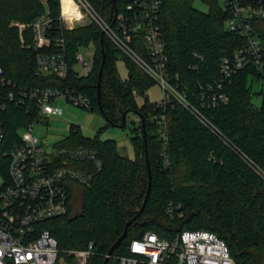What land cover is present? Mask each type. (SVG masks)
<instances>
[{"label": "trees", "instance_id": "trees-1", "mask_svg": "<svg viewBox=\"0 0 264 264\" xmlns=\"http://www.w3.org/2000/svg\"><path fill=\"white\" fill-rule=\"evenodd\" d=\"M89 1L113 24L118 14L127 13L132 0ZM204 1L208 12L196 9L194 0H162L159 10L170 74L180 77L178 88L186 94L192 111L176 101L162 107L147 98L139 106L133 91L144 95L154 81L105 35L102 40L103 31L97 24L62 28L60 0H0V66L8 78L31 88L75 89L90 98L88 110L100 111L107 126L125 127L124 114L136 110L145 121L146 138L142 120L132 129L135 159L123 156L116 141L85 137L74 124L69 136L58 143L69 150L94 148L102 164L101 169H93L92 183L80 189L82 201L77 213L69 204L66 215L37 224V230L50 231L60 258L67 264H77L70 251L85 250L91 242L95 252L87 264H105L129 222L127 237L107 264L133 256L131 241L147 232L172 238L185 230L215 233L226 242L236 264H264V180L254 170L258 166L264 171V95L260 106L252 103L253 83L260 81L261 74L251 66L230 76L223 72L224 59L232 58L247 41L228 29L230 12L226 6L221 7L218 0ZM71 10V0H64L63 14L70 25ZM43 16L52 20L54 38L64 42L70 68L65 80L36 76L37 52L21 42L16 25ZM253 26L264 50V19ZM25 38L32 44L30 32ZM89 46L94 48L93 67L84 77L76 70L77 54ZM135 48L144 54L141 46ZM119 57L125 60L126 78L119 75ZM0 92L6 94L7 90ZM0 120L7 131L0 145V173L6 175L8 162L3 155L19 142V129L36 118L24 108L10 105L0 110ZM145 144L149 163L140 155ZM148 165L152 184L141 212L149 189ZM73 196L71 193L69 200Z\"/></svg>", "mask_w": 264, "mask_h": 264}, {"label": "built area", "instance_id": "built-area-1", "mask_svg": "<svg viewBox=\"0 0 264 264\" xmlns=\"http://www.w3.org/2000/svg\"><path fill=\"white\" fill-rule=\"evenodd\" d=\"M62 28L72 30L76 24L87 26L95 23L116 48L132 60L154 82L165 91L160 105L165 107L176 101L192 110L186 94L181 91L178 75L172 77L169 58L161 36L159 10L162 0H132L127 13L118 14L113 24L103 18L89 0H71L72 7L79 11L71 23L63 14ZM230 12L228 29L246 39L243 48L236 50L232 58L223 61V72L230 76L248 66L261 74L264 86V50L253 23L264 19V0H226ZM88 23H84L85 21ZM52 20L46 16L32 23H18L20 38L25 48L37 52L36 76H56L65 80L70 68L64 55V42L52 35ZM76 26V27H75ZM30 32L32 44H27L25 34ZM135 46H141L144 54ZM80 48L77 54L76 70L81 76H88L93 67L94 53L89 64ZM0 110L8 106L24 108L36 120L19 129L20 140L3 157L8 162V171L0 173V264H67L60 258L56 239L47 229L37 230V224L66 215L69 211L71 193L92 183L93 169H101L98 151L94 148H59L48 151L41 139L33 134L36 123L49 116H61L60 102L75 107L90 109L88 96L69 87H26L8 78L0 66ZM137 98L147 95L137 90ZM193 111V110H192ZM164 144L167 143L165 117L160 120ZM25 130L28 139H23ZM7 131L0 120V145L6 140ZM5 161V160H4ZM79 165V167L75 166ZM254 170L264 180V171L256 166ZM73 196V198H74ZM180 208V206H179ZM183 214L180 213V217ZM94 243L79 251H70L77 264H87L94 254ZM133 256L119 259L118 264H236L224 240L206 230H185L172 238H162L155 232H147L142 238L130 243Z\"/></svg>", "mask_w": 264, "mask_h": 264}, {"label": "rangeland", "instance_id": "rangeland-1", "mask_svg": "<svg viewBox=\"0 0 264 264\" xmlns=\"http://www.w3.org/2000/svg\"><path fill=\"white\" fill-rule=\"evenodd\" d=\"M218 2L221 7H225L226 0H218ZM194 7L203 12L209 11V6L204 0H194ZM84 23H88V21L86 20ZM76 26H81V23L76 24ZM82 53L86 61L90 64L94 48L92 46L84 48ZM116 66L119 75L122 78H126L128 75V69L125 60L122 57L118 58ZM146 95L151 103H160L165 98V91L158 83L154 82L147 90ZM263 95L264 86L262 82L255 81L252 89V103L255 106H260L263 100ZM147 99L145 96L137 98L138 105L142 106ZM60 107L63 109V114L61 116H49L47 119H43L42 122L36 123L33 128V134L43 141L48 151L60 148L58 143L69 136L70 127L74 124L80 126L82 134L85 137L92 138L94 136H99L103 141H116L119 151L123 156L135 159L136 152L132 141L134 135L132 129L134 128V124L138 125L139 121L142 120L143 115L139 110L127 114L125 127H116L107 126V122L100 111H90L84 108L75 107L66 102H60ZM20 133L22 134L23 139H28V134L25 130H21ZM140 155L141 158L146 157L149 163L148 144H145V149L144 147L141 148ZM81 201V192L79 190L76 192L72 204L74 213H77L80 210Z\"/></svg>", "mask_w": 264, "mask_h": 264}, {"label": "water", "instance_id": "water-1", "mask_svg": "<svg viewBox=\"0 0 264 264\" xmlns=\"http://www.w3.org/2000/svg\"><path fill=\"white\" fill-rule=\"evenodd\" d=\"M103 36L104 34H102V40H103ZM103 42V41H102ZM103 44V43H102ZM104 51V49H103ZM104 60H105V55H104ZM101 76H102V70H101V74H100V81H99V84H98V91H100V88H101ZM126 115L127 113L124 114V117H123V121L125 122L126 120ZM142 122H143V129H144V137L146 138V132H145V121L142 117ZM123 127V126H121ZM147 154V153H146ZM148 168H149V189H148V194H147V198L144 202V205H143V208L141 209V212L143 211L144 209V206L146 205L147 203V200H148V197H149V193H150V190H151V179H152V176H151V169H150V165H148ZM131 222H129L126 226V230L124 232V234L121 236V238L115 243V245L111 248L107 258H106V261H105V264H107L109 262V260L113 257L114 255V252L115 250L118 248V246L123 242V240L127 237V233H128V227L130 226Z\"/></svg>", "mask_w": 264, "mask_h": 264}, {"label": "bare ground", "instance_id": "bare-ground-1", "mask_svg": "<svg viewBox=\"0 0 264 264\" xmlns=\"http://www.w3.org/2000/svg\"><path fill=\"white\" fill-rule=\"evenodd\" d=\"M71 13H72V16L74 15L79 16V11L74 7H72Z\"/></svg>", "mask_w": 264, "mask_h": 264}]
</instances>
